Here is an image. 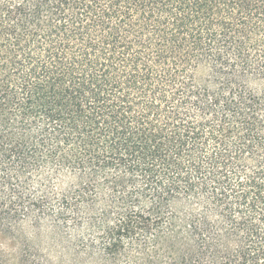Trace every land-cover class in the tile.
I'll return each instance as SVG.
<instances>
[{
    "label": "trees",
    "instance_id": "1",
    "mask_svg": "<svg viewBox=\"0 0 264 264\" xmlns=\"http://www.w3.org/2000/svg\"><path fill=\"white\" fill-rule=\"evenodd\" d=\"M0 264H264V0H0Z\"/></svg>",
    "mask_w": 264,
    "mask_h": 264
}]
</instances>
